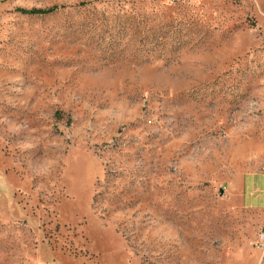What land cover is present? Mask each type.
<instances>
[{
  "label": "rangeland",
  "instance_id": "obj_1",
  "mask_svg": "<svg viewBox=\"0 0 264 264\" xmlns=\"http://www.w3.org/2000/svg\"><path fill=\"white\" fill-rule=\"evenodd\" d=\"M258 172L264 0H0V264H264Z\"/></svg>",
  "mask_w": 264,
  "mask_h": 264
},
{
  "label": "crops",
  "instance_id": "obj_2",
  "mask_svg": "<svg viewBox=\"0 0 264 264\" xmlns=\"http://www.w3.org/2000/svg\"><path fill=\"white\" fill-rule=\"evenodd\" d=\"M237 185L240 202L245 207L264 209V173H245Z\"/></svg>",
  "mask_w": 264,
  "mask_h": 264
},
{
  "label": "trees",
  "instance_id": "obj_3",
  "mask_svg": "<svg viewBox=\"0 0 264 264\" xmlns=\"http://www.w3.org/2000/svg\"><path fill=\"white\" fill-rule=\"evenodd\" d=\"M57 9H58V6L53 5L48 8H31V9L18 8V11H20L21 13L29 14V15H46V14L54 12Z\"/></svg>",
  "mask_w": 264,
  "mask_h": 264
},
{
  "label": "built area",
  "instance_id": "obj_4",
  "mask_svg": "<svg viewBox=\"0 0 264 264\" xmlns=\"http://www.w3.org/2000/svg\"><path fill=\"white\" fill-rule=\"evenodd\" d=\"M174 1V0H171ZM261 239H264V233L261 234Z\"/></svg>",
  "mask_w": 264,
  "mask_h": 264
}]
</instances>
